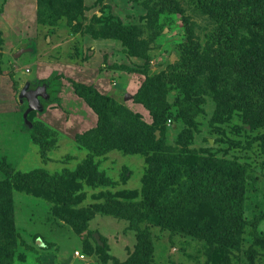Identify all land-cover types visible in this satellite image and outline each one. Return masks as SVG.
Wrapping results in <instances>:
<instances>
[{
    "label": "rangeland",
    "instance_id": "1",
    "mask_svg": "<svg viewBox=\"0 0 264 264\" xmlns=\"http://www.w3.org/2000/svg\"><path fill=\"white\" fill-rule=\"evenodd\" d=\"M198 1L0 0V264H142L132 205L150 264H264V0Z\"/></svg>",
    "mask_w": 264,
    "mask_h": 264
},
{
    "label": "trees",
    "instance_id": "2",
    "mask_svg": "<svg viewBox=\"0 0 264 264\" xmlns=\"http://www.w3.org/2000/svg\"><path fill=\"white\" fill-rule=\"evenodd\" d=\"M200 1V4L202 5V7H204V1ZM198 1V2H199ZM235 14L237 15V12H235ZM218 17L220 18V21L223 25V28L225 31L229 32V36L230 41H231V45L234 43V39H235V28L233 25V21L235 20L233 18V16L230 14V12L224 7V12L222 14H218ZM238 19H240L239 16H237ZM252 25H256V23L252 24ZM258 30L260 32H263V27L258 26L257 27ZM257 83L252 81V86H251V92L252 95L250 96V98L248 99V104L254 106L255 108L257 107H261L260 109L263 111L264 109V97L262 98H256L257 96V91L259 90V88H262L261 85H256ZM264 85V84H263ZM256 86H259L256 89ZM259 97V96H257ZM262 119H264V112L262 113ZM263 133L259 136V142L261 145L262 150L264 151V120H263ZM34 132L36 133V128L34 127V130L31 131V135L34 134ZM5 163H3V161L0 160V169H4L5 168ZM7 171V170H5ZM202 175L200 174V177L197 175H194L192 177V182L198 183L199 181H201ZM234 181H236V178H225L224 182H226L227 184H232ZM18 185L23 186L26 184H30V181L26 180V179H19L17 181ZM242 194H239V191L233 193V195L230 197V203L231 206L234 208L233 211H236L237 208L240 206L241 201H242ZM98 207V204H96L94 206V208ZM230 207V205H229ZM232 207H230L232 209ZM241 206L239 207V212L238 214H241L240 211ZM229 209V208H228ZM66 219L68 221H71L72 223H74L75 225H79L81 224L80 221V217L78 219L77 216H65ZM164 215L162 216V213H151L148 210H143L141 211L140 208L137 205H132V208H130V212L128 215V219H129V226L136 232V238L138 240V244H139V248L138 251H140V255H139V261L141 262V258H142V264H150L149 260L147 258V253H150V247H149V235L147 233L146 230L141 228V224H143L145 221L151 223V224H164V225H168V222L166 220H164ZM264 218V214H257L253 217L252 222L254 224L258 223L260 220H262ZM82 224H84L82 222ZM264 240V238H263ZM148 246V247H147Z\"/></svg>",
    "mask_w": 264,
    "mask_h": 264
},
{
    "label": "water",
    "instance_id": "3",
    "mask_svg": "<svg viewBox=\"0 0 264 264\" xmlns=\"http://www.w3.org/2000/svg\"><path fill=\"white\" fill-rule=\"evenodd\" d=\"M38 91H27L26 85L21 89L19 96L24 97L27 99L29 107L27 111L32 110L36 107L37 101H36V94Z\"/></svg>",
    "mask_w": 264,
    "mask_h": 264
}]
</instances>
